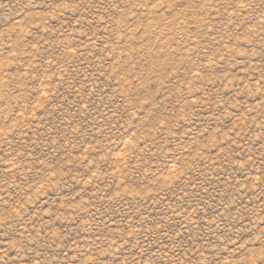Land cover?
Here are the masks:
<instances>
[{"label":"rangeland","instance_id":"1","mask_svg":"<svg viewBox=\"0 0 264 264\" xmlns=\"http://www.w3.org/2000/svg\"><path fill=\"white\" fill-rule=\"evenodd\" d=\"M0 264H264V0H0Z\"/></svg>","mask_w":264,"mask_h":264}]
</instances>
